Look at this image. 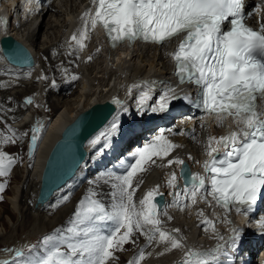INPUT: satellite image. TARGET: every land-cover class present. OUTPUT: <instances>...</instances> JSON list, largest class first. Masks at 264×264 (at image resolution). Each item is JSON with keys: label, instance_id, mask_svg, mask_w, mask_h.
I'll return each mask as SVG.
<instances>
[{"label": "snow or ice", "instance_id": "6c2138e0", "mask_svg": "<svg viewBox=\"0 0 264 264\" xmlns=\"http://www.w3.org/2000/svg\"><path fill=\"white\" fill-rule=\"evenodd\" d=\"M93 4L94 12L89 9L82 14V26L70 37L74 42L70 48L83 50L97 26L104 29L113 48L125 41L132 44L137 40L163 45L181 37L169 54L175 62L179 82L198 87L197 107L214 116L218 126L230 118L235 127L219 138L209 137L206 149L209 159L203 165L205 175L182 170L183 193L192 204L197 203L198 196L206 200L207 196L202 193L207 182L210 185L207 195L216 205L226 210L234 207L245 215L253 213L264 192V112L258 111L257 105L258 100H264V23L253 29L245 20L258 13L259 6L254 12L246 13L245 0H93ZM225 24L229 25L227 29ZM87 59L91 61L93 57L90 55ZM146 96L140 98V108ZM177 99L191 97L177 96L175 89L169 88L151 110L163 112ZM31 102L28 98L27 103ZM113 102L120 103L118 99ZM119 127V119L114 117L90 143L97 145L103 141L107 148V142ZM42 128L43 125L37 124L32 129L33 143L40 138ZM9 132L11 135H4L0 143H15V131L9 128ZM213 142L217 147H212ZM177 147L161 130L152 142L136 149L135 163L126 167L123 175H110L115 181L110 206L94 199L95 193H91L80 201L73 226L66 233L45 236L41 241L45 251L40 255H26L22 248L15 249L11 264H110L116 251L134 242L132 237L136 232L145 235L148 244L153 241L165 244V251L186 248L181 264H214L221 255H226L223 244H217L210 251L197 250L186 247L174 234L179 229L163 228L156 202V197L162 195L159 186L148 190L138 204L134 200L137 188L143 183L140 180L134 186L138 174L148 170L146 165H157L158 159L163 161L169 157ZM16 162L15 157L0 151V176H7ZM166 163L183 166L185 162L177 157L167 159ZM176 181L177 175L173 172L167 185L175 188ZM5 186L6 182L0 183V192ZM180 195L176 193V203ZM205 223L214 228V221ZM260 223L264 226V220ZM108 224L112 225L110 231L99 227ZM240 231L232 229V247L236 246ZM217 239L223 241L224 237L218 235ZM144 258L145 253L140 250L128 264H140Z\"/></svg>", "mask_w": 264, "mask_h": 264}, {"label": "bare ground", "instance_id": "6f19581e", "mask_svg": "<svg viewBox=\"0 0 264 264\" xmlns=\"http://www.w3.org/2000/svg\"><path fill=\"white\" fill-rule=\"evenodd\" d=\"M11 1L12 0H7L6 3H0V18H2V21H3V22H0V35L1 34H5V33L8 32L6 30V25L4 24V18L6 17L7 9L9 8V4L11 3ZM80 2H81L80 3L81 5H79L80 7L79 6L78 7L75 6L73 8L75 10V12L69 15V17L71 16L70 19H69L70 20V25L69 26H71L73 22H79L82 14L85 12V7L87 5V0H80ZM258 5L261 6L260 8L262 10L263 23H264V4H261V0H258ZM54 7H57V6H55L54 4H51L50 8H48L46 10H42L41 12L33 15L31 17V19H30L29 24L25 26V30H26V31L24 30L26 32L25 34L22 33L21 31H20L21 33H19L18 32L19 31L18 28H17L18 31H16V32H15L14 28H11L9 33L11 35H13L22 44L26 45L31 51L34 50L33 49V45H34L36 48L38 47V52H40V54H42V55L48 54L49 49H50V43H51V41L53 42V37L56 36V33L59 32V31L57 32V30L62 28L63 24L65 23L64 19L61 20V21L58 19L59 16H60L59 15V9L54 10ZM53 16L56 17L55 20L57 21V23H55V24H53V21L55 22V20L51 19V17H53ZM39 18H42V20L39 23V26H38V29H37L35 26L33 27V25L35 24L36 20L39 19ZM58 22H59V25H58ZM65 26H67V25L65 24ZM41 29H43L42 33L40 32ZM78 29H80V27L76 29V32L78 31ZM95 39L96 38H94L92 35H90V39L87 40L88 41V45L85 42L86 50L87 51H92V48L98 47V48H100L101 54H100V56L94 58V62L92 61L90 64L85 63L86 64L84 66L85 67V71H83V74L80 72V74H82L81 75V80H83V78H86L87 80H91V81L93 79H97V76L95 75L96 71H93L94 70V64L96 63L97 60H99V64H101V65L103 64L104 65V69H106L109 65L114 67V66H116V64L120 65V66H118V68H122L124 66L129 65L131 63V61H132V67L130 69V73L128 74V77H130L128 79V81L131 82V88L134 87V86H138L139 84H142V85L148 84V87L146 89L148 91V90L153 88V87L152 88L149 87V85H150L152 80L155 83L154 84L155 88H159V89L162 86H166V85L170 84L171 86L176 88V90L178 91L180 87H185L186 86V85L180 84L179 82H177L178 85H176L174 83L175 82V80H174L175 77L172 74L173 71H171L170 63L167 61L166 54L164 53V50H166L165 45H162L161 47H153L152 45L146 44V45H141V46H138V47H133L131 50H125L124 48L121 49V48H119V45H118L117 47L114 48L113 51H110L106 47L102 48L101 45L103 44V42H101L99 39H96V40ZM70 41L71 40L69 39V42ZM95 41H99V43H97ZM52 45H53V43H52ZM66 49L68 51L74 52V49H72L70 47H67ZM86 55H84V56H86ZM137 57L139 58V61H138L139 63H137V59H138ZM48 60L52 61V59H50L49 57H48ZM86 60H87V58H85V61ZM134 60L136 62H134ZM105 62H106V66L104 64ZM44 63H46V62H44ZM7 66H8V68H11V66H9V65H7ZM56 69H58V68H56ZM33 70L34 69H27L28 72H31ZM120 70L113 69L112 71H109V75H107L108 78H107V81L105 82V84L103 86L100 85L99 87L91 89L90 92L87 91V90H89V87L87 88V85L84 84L83 90L78 91V94H76V95L71 93L72 96H69V95L68 96H66V95L61 96L60 95L61 97L58 96V97H55V98L53 97V99L50 98L49 99V103H50L51 107L50 106L49 107L51 109L53 108L52 110L55 113H54V115L53 114L51 115V117L49 118V121L47 122L46 125H45V121H44L45 119H47L46 115H44L42 113L41 114H37V119L34 120L35 118L33 116H34L35 113H26L25 112V114L23 116H24V118H26V119H28L30 121V123L32 124L33 128L37 124L43 125V128L40 131V133L38 134L40 138L37 140L36 149H34L35 151H34V154H33V159L31 161V163H29V168H28L27 176H26V182L22 185L21 189H19L18 186H14L13 188H10V189H12V190H9L11 195L8 194L9 196L6 197L7 201L10 203V207H11V211L12 212L14 210L18 211V208H19L18 202H19V204H22L21 208L19 209V212H21V214H23L24 212L29 210V212H28V215H29L31 210L32 211L34 210L33 209V201H34V198H35V195L37 193L38 186H39V176H40V173H41V170H42V166H43L44 160H45V158L47 156V153H48V151L50 149V146L55 142V140H57L59 132L63 128V126L69 124L75 118L76 115H78L80 112H83L86 109H88L93 103L100 102V101H102L104 99H107V98L118 99L120 101V103L118 104L119 110L117 111V113L114 116L111 117L112 120H113L114 117H118V115H120L119 112L122 111L121 110L122 106L131 107V109H135V108L139 107V101H134L135 98H131V103H130L128 100H126L122 96V94L126 95L128 93V88L126 87V85H125V89L123 87L124 91L119 92V93L115 92V91H118L115 87H113V89L115 88L114 90L111 89V87H112V85L114 83V80L116 81V79H118V81H119V78H121V77H125L126 78V75L123 72H121ZM22 71H26V70H22ZM102 71H103V69H102ZM58 72H60V71H58ZM67 72H70V71H67ZM150 73H153V74L155 73L154 74L155 76H148ZM102 75H103V72H102ZM102 75H100V76H102ZM104 77L99 78V79H103ZM61 78H62V76H61ZM110 82L112 84H110ZM129 82H127V83H129ZM110 85H111V87H110ZM169 88L170 87H168V89ZM119 90H121V89H119ZM165 90L166 89L161 88L159 90V92L154 93L153 94L154 99L156 100L158 97H160V92L163 93V92H165ZM28 91H30V89ZM49 91L54 92V89L52 88ZM49 91H47V92H49ZM60 91H62V89ZM59 92L55 91V93H59ZM138 92H139V89H138ZM20 93H22V92H20ZM73 93H74V91H73ZM53 95H55V94H53ZM22 96L23 95L20 96V99H21ZM130 97H131V95H130ZM145 100H147V97L145 98ZM4 102L8 105L9 108L12 105V102L9 101V100H4ZM46 104H48V103L46 102ZM145 105L146 104L144 103L143 106H145ZM170 105L171 106H169V108L167 109V113L163 112L162 114L163 115L168 114V116H170V120H171V119H173V116H177V115L181 114V111H183V112L187 113V117H186V115L184 117L180 116L179 119H184V120L186 119V121L177 120L175 118L176 120L173 119L169 124H167V125H170V127L168 129L167 128L155 129V131H153V135L156 137V136L160 135L161 130H163V134L166 137V136H169L170 134H172L173 133L172 131L174 129H178L179 132L173 137L174 138L173 142L176 145L184 143L185 146H187V147H185V148H175L173 150V152L169 155V157L165 158L163 161L158 159L157 160V165L163 163L165 166L160 167V166H157V165H153L155 167L154 173L150 172L146 176L145 180L143 179L144 177H140V175H138L134 179V186L140 180H144L143 183L136 190V192L138 191L137 193H139V195H143L144 196L148 190L154 188L155 182L157 181V177L160 176L159 181L163 182V183H157L156 182V186L160 187L159 191L163 192L165 194V197H166L165 204H164V206H163V208L161 209V212H160L161 216H163L162 213L165 212L169 201L172 200L171 191H172L173 188L169 187L168 185H167V187L165 186V183H167V180L169 179V178H166L165 172L168 170V171H170V174L175 172L176 175H177L176 183H178L179 187L177 188V191H174V195L173 196H176V193H179L180 190H182V192H183V190L185 189V186L183 184H181L182 179L179 176V166L180 165L179 164H173L172 166H167V163H166L167 159H170V158L171 159H175V158L178 157V158H180L182 160H186L190 164L192 173H202V170H201V167L199 165V162H200V158H201L202 152L207 147V141H206V137H207L206 132H207V130H206V128L203 127V126H197V127L200 128V129L198 128L199 133H198L197 136H194L193 133H191L190 127H184V125L186 123H188L190 125L192 123L193 118L191 116V112L188 109H185L184 107L179 106L176 103H173V104H170ZM148 106H149V104H148ZM26 108L28 109V107H26ZM2 109L4 110V108H2ZM5 109H6V107H5ZM140 109L141 108L139 107V110ZM21 111H22V109H21ZM14 112H17V111H14ZM8 115L6 114V116H8ZM10 117H11V115L9 116V118ZM12 117H13V115H12ZM7 118L8 117L5 118V114L4 113L0 112V127H3V126L5 127V124L7 125V120H6ZM152 119H156V120H150V122L149 123H145V125L143 127L150 126V127H148V130H150V129H153L155 127H159V126L164 124V123L160 124L159 121L160 122H165L164 118L157 119V118L153 117ZM9 121H10V119H9ZM209 126H211V124ZM140 127H136L137 129L135 131L141 130ZM105 128L106 127H104V129ZM214 131H219V129H215ZM125 134H126V132L124 131L122 136L125 135ZM183 135H184V137L186 139L181 137ZM0 139H2V138H0ZM90 141L88 143V147H89V150H91V153L88 155V159L82 164V166L79 168V170L77 171L75 176L72 179H70L65 185H63L59 190H57L54 193L51 201L48 204H46L40 210H34V211H41V210H44L45 208L49 210L51 205L55 201H57V199H59L60 197L64 196V194L72 191L73 189H75L77 187V184L79 182H81L83 180V178H84L85 170L88 169L89 167L92 168V165L97 164L96 158H97L98 161H100V158H101L100 152L105 153L106 157L109 156L111 158H114L115 157V151L113 150V148L120 143V142H118L113 148H112V146L108 147L109 151L106 152L104 150V148H103V142H101L100 144H97V145H92L90 143ZM8 144H10V145L1 144L0 143V145L2 147H7L8 148V147H12L13 146L12 143H8ZM168 167H170V169H168ZM95 170H97V168ZM156 174H157V176H156ZM0 180H2V181H0V183H2L3 180L5 181L6 180L5 176H0ZM92 182L93 181H91V183L90 182H86L85 185H84V189L81 190V193L80 194H76V196H75V205L74 206L72 205L73 208L76 207V205L78 204V201H80L79 200L80 198H85L86 196H89L91 193H95V196L93 197L94 199L102 202L103 204H105V206H110V204L112 202L111 195H110V192L113 191L112 187H110V186L106 187L105 186V187H103L102 191L101 190H94V189H92V186H91ZM100 189H102V188H100ZM19 190H20V194H19V198H17ZM82 192H85V195H82ZM182 194H184V193H182ZM141 198H143V197H141ZM17 199H18V201H17ZM134 200L137 201L136 195H134ZM189 200H191V199L189 198ZM138 201H139V199H138ZM203 202H204V199H200V197L198 196L197 197V203L195 204L198 211H200V210L202 211ZM27 203H28V208H24ZM29 204H30V206H29ZM54 208H55V206H54ZM67 211H69V210H67ZM66 212H64V213H66ZM44 213H46V212H44ZM203 214H205V213H203ZM196 215H197V213H196ZM164 216H165V214H164ZM70 217L71 218H69V216L67 215V216H64L61 219L62 222H60L61 224H59L60 225L59 226L60 233H66L68 231V229L73 226V221L75 219V216H70ZM30 218H28V219H30ZM39 220H42V219H39ZM25 221H26V219H25ZM223 222L226 223L225 220ZM31 224L32 223H30L28 226H30ZM28 226L27 225L24 226L23 227V231L26 230L27 228H29ZM64 226H67V227L63 228ZM171 229H173V228H171ZM182 232H184V231L182 230ZM56 234H57V230L54 229V228H50L48 230V234L46 236H48V235L55 236ZM192 235H193V233H192ZM27 236L28 237H32V235H30V234H26L25 235V237H27ZM198 236H201V234H198ZM44 237L45 236L41 237L37 241L38 244H40V245H38L39 251H33L32 250L30 252V255H40V254H42L45 251V249L43 248V246L41 244V241L43 240ZM202 238H203V236H202ZM7 239L11 240L9 237H7ZM132 239H136L137 240V237L133 236ZM16 240L18 241V240H21V239H19V237H16V238L14 237L11 241H9V242L5 241L3 243H6V246H8L7 244H10L12 242H15V244H16V242H17ZM125 245H127V244H125ZM13 246H14V244H13ZM13 246H11V244H10V246H8L4 251L2 250V252H0V264H4L5 261L9 260L10 257L12 256V254L14 253V250L19 248L18 244H16V246H14V247ZM133 247H131V248H133ZM119 253H120V251H119ZM172 255H174V256H172V257L168 256V258H165V257L161 258V261H159L158 259H157L158 261L157 260L154 261V259H151V262H149L148 264H164L165 262L169 261L170 259H173V262H171L169 264H174L175 262H181V260L183 258V254H178L177 255L175 253H172ZM176 255H177V261H175ZM221 256H224V255H221ZM121 263H122V261H121ZM244 263L252 264V262L249 261V259H247V258L244 260ZM176 264H178V263H176ZM219 264H223V263H219Z\"/></svg>", "mask_w": 264, "mask_h": 264}, {"label": "rangeland", "instance_id": "374dc122", "mask_svg": "<svg viewBox=\"0 0 264 264\" xmlns=\"http://www.w3.org/2000/svg\"><path fill=\"white\" fill-rule=\"evenodd\" d=\"M80 3H81L80 0H59V1H57V3H55V6H57V7H54V10L59 9V15L60 16H59L58 19L60 21L64 19L65 23L63 24L62 28L57 30V32L58 31L59 32L56 33V36H54L55 38L53 37V42L51 41V43H50V49H49L48 54H45V55L40 54V52H38V47L36 48L33 45V49H34V52H35V55H36L37 61H38V68L44 73L45 76L51 75V76L54 77L56 72L60 71L59 73H62V74L64 73L63 76L66 75L68 77V75L70 74L69 75V77H70V76H74L75 72L77 71L76 69H74V70L69 69L68 66L71 63L66 64L67 63V62H65L66 59H67L66 51H65V49H63L64 48L63 46H65V45H62L60 42H61V40L63 42V39L67 36V35H65L67 33V32H65V30L67 29V26L70 24V20L69 19H70L71 16L69 17V15L75 12V10L73 8L75 6L78 7L79 5H81ZM55 18H56L55 16L51 17V19H53V20H55ZM41 20H42V18L37 19L35 24L33 25V27L35 26L38 29V26H39V23L41 22ZM55 23H57L56 20H55V22L53 21V24H55ZM65 24L67 26H65ZM58 25H59V22H58ZM17 28L19 29V31H18ZM17 28L16 29H17V31L19 33H21V32L24 33V34L26 33L25 32L26 31L25 30V26H19ZM42 31H43V29L40 30L41 33H42ZM68 39H69V37H68ZM52 43H53V45H52ZM85 51H86V47L83 50V56H84V52ZM47 56L50 59H52V61L48 60ZM74 59H76V58H74ZM138 61H139V58L137 59V63H139ZM44 62H46V63H44ZM134 62H136V61L134 60ZM88 64H90V63H88ZM104 64L106 66V62ZM85 65L86 64H82L78 68V69L81 70L82 74H83V71H85V67H84ZM118 66H120V65L116 64V66H114V67L109 65L106 69H104V65L103 64L102 65L99 64V60H97L96 63L94 64V70H93V71H96L95 75L97 76V79H93L91 81V80H87L86 78H83L81 84L78 85V87H76V88L74 87L73 82L71 84H69L66 81V84H69V85L66 86L67 89H66V93L65 94L55 93V92L49 91V90H51V88L47 87L46 84H44V86H39L38 89L40 90L41 95H42V103H41L40 106L37 105V104L34 107L27 106L28 109L24 108V104H27V103H25V100L28 97V95H31V97H32L33 92H35L34 80H32L35 77V74L34 73H29V74L19 75L17 77H10V76L4 74L3 71L0 69V112L5 114V118L8 117L6 119L7 120V125L5 124V127L4 126L0 127V138H2L4 135H11V133L9 132V128L14 130L15 134H16L15 143H12L13 146L7 148V147H2L0 145V151H3L5 153L9 154L10 156L15 157L16 161H17L12 166V169H11L10 173L7 176H5L6 180L5 181L3 180L2 183L6 182V186L4 187L3 191L0 192V236H1L0 237V244H1L0 245V250L2 249L4 251L6 249V247H7L6 243H3V242H5V241L9 242L14 237L15 238L19 237V239H21V240H18V241L16 240L17 241L16 244H18V245H19V243L22 245L23 243L21 241L26 240L27 238H30L29 240H27V243L29 241H31L28 246H26V247L22 246L21 247V245H19V248H18V249H20V247H21L26 252V255H29V253L32 250L33 251H39L38 245H40V244H38L37 240H39V238L42 237V236H46L48 234V232L46 234V231L48 229H50V228H54V229L57 230V232H60V229H59L60 225L59 224H61L60 222H62L61 219L64 216H67V215L69 216V218H71L70 216H72L74 214V211L76 212L77 207L73 208V206L75 204L73 201H75L76 194H80L81 190H82V188L80 187V189L75 194H74V192L76 191L77 188H75L72 191L68 192L66 195H71L72 194L70 197L66 196L67 197L66 200L63 199L62 201H58V203H59L58 207L54 208V206H51L49 210L46 209V208L44 210H41V211H34V210L32 211L31 210L29 215H28L29 210H27L26 212L21 214V212H19V209L21 208L22 204H19V202H18V205H19L18 211L14 210L12 212L11 211V207H10V203L7 201L6 197L11 195L9 190H12V189H10V188H13L14 186H18V188L21 189L22 185L26 182V176H27V171H28V168H29V163H31V161L33 159L34 149L36 148V145H37L36 144L37 141L35 143H33L32 140H31V126L30 125H27V126H25L23 128H15V127L12 126V121L16 117H18V115H21V116L24 115L25 112L26 113H35V112L40 113V112H42V113H44L45 115H48V116L49 115L51 116L52 114L54 115L55 112H53V110H52L53 108L52 109L50 108L51 107L50 103H49V99L50 98L53 99V97L54 98L58 97V96L61 97L63 95H66V96H68V95L72 96V94L76 95V94H78V91L83 90L84 84L87 85V88L89 87V90H87V91L90 92L91 89H93V88L99 87L100 85L103 86L105 84V82L107 81V78H108L107 75H109V71H112L113 69H118V70L121 69L120 71L123 72L126 75V78L125 77H121V78H119V81H118V79H116V81L114 80V83L112 85V87H115L117 90L121 89L120 92L124 91L123 87L125 89V85L128 88L127 85L129 83H127V80L130 78V77H128V74L130 73V69L132 67V61H131V63L129 65L124 66L122 68H118ZM55 67L58 68V69H56ZM54 69H56V70H54ZM102 69H103V71H102ZM67 71H70V72H67ZM102 72H103V75L105 77L102 75ZM100 75H102V76H100ZM102 77H104V78L103 79H99V78H102ZM54 78H56V77H54ZM110 84H111V82H110ZM29 89H30V91H28ZM47 91H49V92H47ZM73 91H74V93H73ZM20 92H22V93H20ZM40 92L38 93L39 97H40ZM53 94H55V95H53ZM21 95H23L21 97L22 100L20 99ZM33 97H35V95H33ZM4 100L11 101L12 105L10 106V108L12 107L14 110L12 108L10 109L8 107V105L4 102ZM36 102H37V100H36ZM46 102L48 104H46ZM5 107H6V109H5ZM2 108H4V110ZM21 109H22V111H21ZM24 109H27V110H24ZM14 111H17L18 113L14 112ZM181 113H183V111H181ZM6 114L7 115L9 114V115L6 116ZM10 115H11V117L13 115V117L9 118ZM184 116L185 115H183V117ZM167 117H168V119H170V116H168V114L163 115L162 118L166 119ZM34 118L33 119L36 120L37 119V115H35ZM154 118L161 119V118H158V116H156ZM9 119H10V121H9ZM144 120H149V119L146 118ZM124 123H125V121L121 120L119 122L120 127H124L125 126ZM145 123H147V122H143L142 126L140 127L141 130H142V127L145 125ZM209 129H210V127H209ZM191 131H192V129H191ZM145 139H147V140L149 139V133H148V138H145ZM167 139L169 140V139H172V138H171V136H168ZM7 145H10V144L7 143ZM146 167L148 168V170L146 172L138 174V175H140V177H144L143 178L144 180H145L146 176L150 172L152 173V172L155 171L154 170L155 167L153 165H151V164L146 165ZM144 180H142V181H144ZM0 181H2V180H0ZM110 182L114 183L115 181L114 180H109V179L106 181V183H110ZM105 186H106V184L104 183L103 186H100L102 189L99 188L98 190L102 191L103 187H105ZM92 188L95 189V185L94 184H92ZM137 192L135 193L136 198H137V195H138ZM19 194H20V190H19L17 198H19ZM142 197H143V195H142ZM82 199H84V198H80L79 200L81 201ZM140 199H142V198L140 197L139 200ZM17 201H18V199H17ZM80 201H78L77 205L80 204ZM29 206H30V204H29ZM24 208H28V203L25 205ZM50 210H55V212L50 211ZM65 210L66 211L69 210V211L66 212ZM169 211L173 213V217H172V220H171L172 228L179 229L180 231L183 230L184 232L188 233L190 231L191 225H193L192 224V220L195 219V213H194L193 207H191L190 205H186L185 207H182L178 213H177L175 207H171V208H169ZM44 212H46L47 214H45ZM64 212H66V213H64ZM189 215L190 216L192 215L193 217H189ZM28 218H30V219H28ZM25 219H26V221H25ZM39 219H42V220H39ZM30 223H32V224L30 226H28ZM26 225L29 228H27L26 230L23 231V227L26 226ZM67 226H64L63 228H65ZM163 228H165V229H167L169 231L172 230L171 228H167L166 225H163ZM206 229L207 228H203V231H207ZM195 230H196L195 228L192 230L191 234L187 238L188 240L191 241V235H192V233L194 234V232H195V234L192 235V240L195 238L196 234L198 233V231L197 230L195 231ZM26 234H30V235H32V237H28V236L25 237ZM7 237H9L11 240L7 239ZM136 237H138V236H136ZM32 239H35L33 243H32ZM132 240L134 242L133 243L132 242L131 243H127L126 247H130L131 245H132L131 247H133L134 244L135 245L139 244V241H140L139 239H137V240L136 239H132ZM10 244H11V246H13V244L15 245V242H12ZM10 244H7V245L10 246ZM192 245H195V243H193ZM29 246H36V248L31 249ZM165 247H166L165 244H157L156 243L155 244V248L151 249V250H153V253H152L153 257L151 259H154V261H156L157 259L159 261H161V258H164V257L168 258V256L171 257L172 253H174L173 251H175V249H172L173 251L172 250L171 251H165ZM133 248H131V250ZM29 249H31V250H29ZM131 250L130 249H125V250L123 249V251H120V253L123 255V257L119 254L118 257H115L110 262V264H125L127 262L125 259L127 258V255L129 254L127 252H132ZM120 260L122 261V263H121ZM123 261H125V262L123 263ZM150 262H151V260H150ZM171 262H173V259H170L169 261L165 262L164 264H169ZM9 264H11V263H9Z\"/></svg>", "mask_w": 264, "mask_h": 264}, {"label": "water", "instance_id": "95a60500", "mask_svg": "<svg viewBox=\"0 0 264 264\" xmlns=\"http://www.w3.org/2000/svg\"><path fill=\"white\" fill-rule=\"evenodd\" d=\"M0 41L9 62L20 66L32 63L29 50L21 42L11 36H3ZM114 109L115 105L109 101L95 103L63 126L42 167L34 209L45 205L71 179L86 153L85 141L105 124ZM156 201L161 205L163 197H157Z\"/></svg>", "mask_w": 264, "mask_h": 264}]
</instances>
